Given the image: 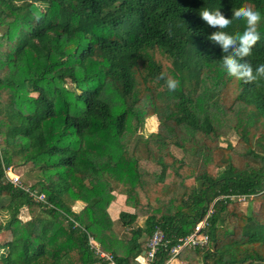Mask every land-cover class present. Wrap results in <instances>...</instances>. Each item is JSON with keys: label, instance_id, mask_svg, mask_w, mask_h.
<instances>
[{"label": "trees", "instance_id": "16d2710c", "mask_svg": "<svg viewBox=\"0 0 264 264\" xmlns=\"http://www.w3.org/2000/svg\"><path fill=\"white\" fill-rule=\"evenodd\" d=\"M243 5L262 16L255 69L264 0H0V264H107L89 236L116 264H141L156 226L169 243L153 264H166L209 208L208 242L176 258L264 264V80L227 75L199 14ZM8 166L26 167L45 202Z\"/></svg>", "mask_w": 264, "mask_h": 264}, {"label": "clouds", "instance_id": "9594fccd", "mask_svg": "<svg viewBox=\"0 0 264 264\" xmlns=\"http://www.w3.org/2000/svg\"><path fill=\"white\" fill-rule=\"evenodd\" d=\"M199 14L208 26L218 29L208 39L219 45L225 53L222 66L227 75L245 83H255L259 86V82L264 80V64H260L253 69L246 58L252 55L253 47L261 38L258 30L262 20L261 13L250 6L243 5L233 11L231 19L226 18L219 8L216 10L205 8ZM233 18L236 20L242 19L246 22L242 34L237 32L235 35H230L223 31L232 24ZM159 79L165 80L169 91H176L180 85L178 79L167 76L165 73H161Z\"/></svg>", "mask_w": 264, "mask_h": 264}, {"label": "built area", "instance_id": "2783aa9c", "mask_svg": "<svg viewBox=\"0 0 264 264\" xmlns=\"http://www.w3.org/2000/svg\"><path fill=\"white\" fill-rule=\"evenodd\" d=\"M10 167L11 166H8L5 169L6 179L12 185L24 189L35 200L45 202L44 194L37 193L34 190H30L29 187L24 186L20 180V176L12 172V167ZM241 198L244 199L243 196ZM211 213L212 209L209 208L204 217L195 224L193 231H191L185 237L178 238L177 244L171 249L172 257L166 264H169L174 258H176V255L180 252L181 249L186 247L194 248L195 246H203L208 242V234L205 229L208 225V218ZM88 242L91 250L93 251L96 257L107 261V264H116L113 256L110 253L101 250L98 242H96L91 236H89ZM168 243L169 239L166 238L161 228L159 226H156L152 234L147 238L145 243V249L137 257V260L141 264H153L157 253L160 252V250L167 249Z\"/></svg>", "mask_w": 264, "mask_h": 264}, {"label": "rangeland", "instance_id": "374dc122", "mask_svg": "<svg viewBox=\"0 0 264 264\" xmlns=\"http://www.w3.org/2000/svg\"><path fill=\"white\" fill-rule=\"evenodd\" d=\"M67 85L70 86V83L67 82ZM156 124H157V119H156L155 117H151L150 119H148L147 124H146V127H144L143 133H144V134H147V133H149L150 131L154 130ZM11 167H12L11 171L14 172V173H16L17 175L20 176V178H21V182H22L24 185L30 187L31 184L34 182V179L30 178L31 176H29V174L26 172V167H24V166H15V167L11 166ZM11 167H10V168H11ZM29 173H30V172H29ZM32 176H34V175H32ZM4 200H5V198H3L1 201H4ZM238 200H239V202L241 203V207H242L243 209H245L246 205L249 203V200H247V199H245V198L243 199V198H241V197H240ZM79 205H81V204L79 203ZM79 205H78V203H77L75 206L78 207ZM252 205H253V206H252ZM81 206H82V205H81ZM251 206L254 207V208H257V203H256V202H252V203H251ZM19 217H20L21 219H23V220L28 219V213H27V211L25 210V208H21V210H20V212H19ZM144 219H145L144 217H139V218L137 219V223H138L139 225H143V223H144ZM169 264H171V262H170Z\"/></svg>", "mask_w": 264, "mask_h": 264}, {"label": "crops", "instance_id": "0c3cea01", "mask_svg": "<svg viewBox=\"0 0 264 264\" xmlns=\"http://www.w3.org/2000/svg\"><path fill=\"white\" fill-rule=\"evenodd\" d=\"M79 203L82 205L81 202H78V205ZM79 205L78 207L77 206H74V211L77 212L82 206ZM171 264H183L178 258H174L172 261H171Z\"/></svg>", "mask_w": 264, "mask_h": 264}]
</instances>
